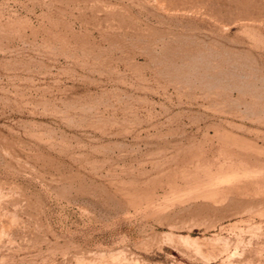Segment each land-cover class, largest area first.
I'll list each match as a JSON object with an SVG mask.
<instances>
[{
  "label": "rangeland",
  "instance_id": "1",
  "mask_svg": "<svg viewBox=\"0 0 264 264\" xmlns=\"http://www.w3.org/2000/svg\"><path fill=\"white\" fill-rule=\"evenodd\" d=\"M0 264H264V0H0Z\"/></svg>",
  "mask_w": 264,
  "mask_h": 264
}]
</instances>
